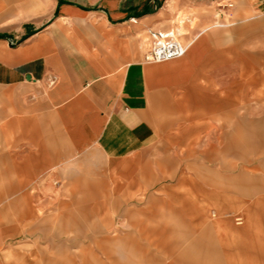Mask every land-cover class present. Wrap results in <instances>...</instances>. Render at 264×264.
Masks as SVG:
<instances>
[{
    "label": "crops",
    "instance_id": "0c3cea01",
    "mask_svg": "<svg viewBox=\"0 0 264 264\" xmlns=\"http://www.w3.org/2000/svg\"><path fill=\"white\" fill-rule=\"evenodd\" d=\"M215 1L50 0L0 28V264H264V161L205 34L222 24L144 58L148 30Z\"/></svg>",
    "mask_w": 264,
    "mask_h": 264
},
{
    "label": "rangeland",
    "instance_id": "374dc122",
    "mask_svg": "<svg viewBox=\"0 0 264 264\" xmlns=\"http://www.w3.org/2000/svg\"><path fill=\"white\" fill-rule=\"evenodd\" d=\"M50 0H0V28L20 18L25 10H37L47 7ZM251 0H217L202 10L193 8L181 10L173 20L159 27L162 31H175L182 34L178 39L188 43L207 26L215 23L222 26L212 27L205 33L208 35L210 47L221 52V82L216 87L223 96H237L238 111L253 121V134H242L241 117H238L237 141L253 144V155L249 158L256 166L264 161L262 144L264 135V10L256 6L251 8ZM35 6V8L33 7ZM7 22V23H6ZM213 92V93H216ZM241 101V102H240ZM239 115V116H240ZM245 131V128H243ZM256 168V167H255ZM80 225V224H79ZM76 232H63V239H71ZM84 233L78 231L77 239L84 243ZM82 235V236H81ZM75 236V235H74ZM45 232L31 234V239L43 240ZM83 249V248H79ZM37 251L38 247L31 248ZM14 264H29L15 262ZM80 264V263H79Z\"/></svg>",
    "mask_w": 264,
    "mask_h": 264
},
{
    "label": "built area",
    "instance_id": "2783aa9c",
    "mask_svg": "<svg viewBox=\"0 0 264 264\" xmlns=\"http://www.w3.org/2000/svg\"><path fill=\"white\" fill-rule=\"evenodd\" d=\"M144 58L147 62H162L183 57L186 45L178 39L175 31L150 29L145 38ZM53 82V81H52Z\"/></svg>",
    "mask_w": 264,
    "mask_h": 264
},
{
    "label": "bare ground",
    "instance_id": "6f19581e",
    "mask_svg": "<svg viewBox=\"0 0 264 264\" xmlns=\"http://www.w3.org/2000/svg\"><path fill=\"white\" fill-rule=\"evenodd\" d=\"M186 48H187V46H186ZM186 53H187V50H186ZM185 55H186V54H185ZM185 55H184V56H185Z\"/></svg>",
    "mask_w": 264,
    "mask_h": 264
}]
</instances>
